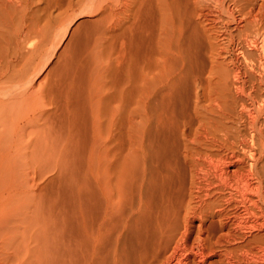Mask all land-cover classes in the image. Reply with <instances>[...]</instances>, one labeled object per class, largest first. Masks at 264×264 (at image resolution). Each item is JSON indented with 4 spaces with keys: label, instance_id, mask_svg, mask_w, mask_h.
<instances>
[{
    "label": "bare ground",
    "instance_id": "6f19581e",
    "mask_svg": "<svg viewBox=\"0 0 264 264\" xmlns=\"http://www.w3.org/2000/svg\"><path fill=\"white\" fill-rule=\"evenodd\" d=\"M0 264H264V0H0Z\"/></svg>",
    "mask_w": 264,
    "mask_h": 264
},
{
    "label": "rangeland",
    "instance_id": "374dc122",
    "mask_svg": "<svg viewBox=\"0 0 264 264\" xmlns=\"http://www.w3.org/2000/svg\"><path fill=\"white\" fill-rule=\"evenodd\" d=\"M55 21H50V22H45V21H42L40 23H38V27L40 25V29L43 27L44 28V31L47 30V33L44 32L43 34L45 35V33L47 34V36H43L42 34H38V35H35L31 42L30 43H27L24 45V52L23 54H25V58L32 61L33 59V65L35 66L34 67V72H33V77L36 75L35 74V71L36 73H39L36 75V77L33 78V83L35 84V86H37V84L41 81V83L43 82V78L45 77V75H47L48 71H49V68L52 67V64L53 62L57 63L59 60V57H61L62 55V52H63V49H65V46L67 45L66 43L68 42V39L69 38V32L73 29L71 28L70 25H66L67 26V29H66V26L63 25V23H66V22H63V23H57ZM48 23H49V28L47 27H44V26H48ZM68 24V23H67ZM7 28V29H6ZM45 28H47L45 30ZM71 29V30H70ZM43 30V29H42ZM7 31V32H6ZM9 31V32H8ZM5 33L7 35H12L13 34V30H12V26H5ZM71 34V32H70ZM40 35V36H39ZM39 36V37H37ZM43 36V37H42ZM36 37V38H35ZM34 44V45H31V44ZM33 46V47H32ZM28 47V51L25 50V48ZM32 48L34 50H29V48ZM37 48V49H36ZM47 49H50L47 51ZM37 50V51H36ZM62 50V51H61ZM26 51V53H25ZM32 51V52H31ZM28 52V53H27ZM32 54H31V53ZM48 52V54L46 53ZM46 53V54H44ZM61 53V54H60ZM41 54V55H40ZM59 55V57H57ZM46 55V56H45ZM35 56V57H34ZM44 56V58H43ZM49 56V57H48ZM38 57V58H37ZM45 57L48 59H45ZM58 58V60H57ZM62 58V57H61ZM47 60V61H45ZM46 63V64H45ZM48 63V64H47ZM53 63V66L54 64ZM49 64H51L49 66ZM45 65V66H44ZM44 66V67H43ZM43 68V69H42ZM39 70V72H38ZM45 73V74H44ZM42 78H41V76ZM39 76V77H38ZM40 78V79H39ZM36 79H39V81L37 82ZM36 82V83H35Z\"/></svg>",
    "mask_w": 264,
    "mask_h": 264
}]
</instances>
